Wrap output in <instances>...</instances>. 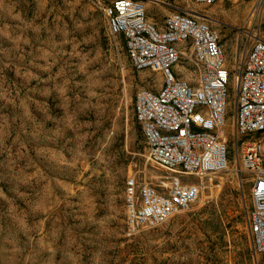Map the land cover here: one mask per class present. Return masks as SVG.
<instances>
[{
  "label": "rangeland",
  "instance_id": "1",
  "mask_svg": "<svg viewBox=\"0 0 264 264\" xmlns=\"http://www.w3.org/2000/svg\"><path fill=\"white\" fill-rule=\"evenodd\" d=\"M110 1L0 0V264H254L232 80L227 168L203 180L189 209L126 235L125 179L157 185L169 174L148 160L133 114L136 90H157L161 76L131 66L100 9ZM140 1L157 27L179 9L205 19L230 70L256 14L264 35L257 0ZM183 66L178 75L194 81Z\"/></svg>",
  "mask_w": 264,
  "mask_h": 264
},
{
  "label": "built area",
  "instance_id": "2",
  "mask_svg": "<svg viewBox=\"0 0 264 264\" xmlns=\"http://www.w3.org/2000/svg\"><path fill=\"white\" fill-rule=\"evenodd\" d=\"M100 9L110 34L122 36L131 66L161 76L157 90H136L133 114L148 160L169 175L157 185L135 176L125 179L126 235L156 228L189 209L200 198L203 180L227 168L225 122L232 80L236 111L231 134L251 176V252L254 264H264V35L258 14L243 30L247 40L230 70L218 32L190 11L174 10L157 27L146 19L140 0H111ZM181 60L184 70L195 73L194 81L178 75Z\"/></svg>",
  "mask_w": 264,
  "mask_h": 264
},
{
  "label": "bare ground",
  "instance_id": "3",
  "mask_svg": "<svg viewBox=\"0 0 264 264\" xmlns=\"http://www.w3.org/2000/svg\"><path fill=\"white\" fill-rule=\"evenodd\" d=\"M145 6V5H144Z\"/></svg>",
  "mask_w": 264,
  "mask_h": 264
},
{
  "label": "crops",
  "instance_id": "4",
  "mask_svg": "<svg viewBox=\"0 0 264 264\" xmlns=\"http://www.w3.org/2000/svg\"><path fill=\"white\" fill-rule=\"evenodd\" d=\"M162 25V24H161Z\"/></svg>",
  "mask_w": 264,
  "mask_h": 264
}]
</instances>
